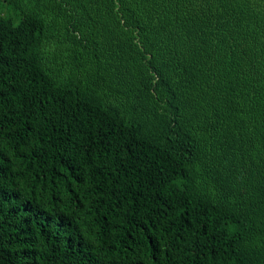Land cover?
Here are the masks:
<instances>
[{
	"label": "trees",
	"instance_id": "16d2710c",
	"mask_svg": "<svg viewBox=\"0 0 264 264\" xmlns=\"http://www.w3.org/2000/svg\"><path fill=\"white\" fill-rule=\"evenodd\" d=\"M0 264H264V0H0Z\"/></svg>",
	"mask_w": 264,
	"mask_h": 264
},
{
	"label": "bare ground",
	"instance_id": "6f19581e",
	"mask_svg": "<svg viewBox=\"0 0 264 264\" xmlns=\"http://www.w3.org/2000/svg\"><path fill=\"white\" fill-rule=\"evenodd\" d=\"M240 62V61H239ZM245 62V61H244ZM249 65V64H248ZM245 67V66H244ZM247 67V66H246ZM239 68V67H238ZM240 68H241V66H240ZM249 68V67H248ZM249 70V69H248ZM251 70V69H250ZM244 73V72H243ZM250 73V72H249ZM244 75V74H243ZM248 75V74H247Z\"/></svg>",
	"mask_w": 264,
	"mask_h": 264
}]
</instances>
